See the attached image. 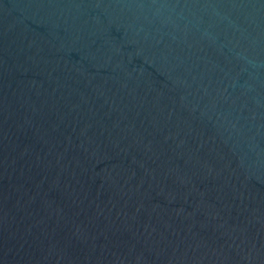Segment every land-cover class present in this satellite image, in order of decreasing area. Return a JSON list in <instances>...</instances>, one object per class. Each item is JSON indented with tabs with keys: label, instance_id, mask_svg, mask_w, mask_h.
Here are the masks:
<instances>
[{
	"label": "water",
	"instance_id": "water-1",
	"mask_svg": "<svg viewBox=\"0 0 264 264\" xmlns=\"http://www.w3.org/2000/svg\"><path fill=\"white\" fill-rule=\"evenodd\" d=\"M0 264H264V0H0Z\"/></svg>",
	"mask_w": 264,
	"mask_h": 264
}]
</instances>
